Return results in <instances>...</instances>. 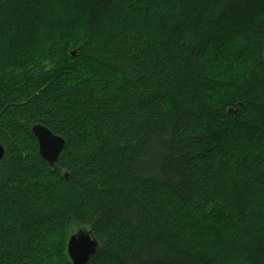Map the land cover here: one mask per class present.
I'll use <instances>...</instances> for the list:
<instances>
[{"label":"trees","instance_id":"trees-1","mask_svg":"<svg viewBox=\"0 0 264 264\" xmlns=\"http://www.w3.org/2000/svg\"><path fill=\"white\" fill-rule=\"evenodd\" d=\"M37 1L0 0V36L24 21ZM118 1L72 2L79 6L77 18L92 21L110 12ZM166 1L180 7L173 27L168 11L150 31L141 24L126 26L124 21L105 27L104 54L131 64L140 90L127 85L122 71L109 64L101 66L92 58L93 49L101 43L98 26L78 45L73 57L100 76L89 78L88 89L81 86L86 77L61 61L22 63V79L36 89L73 73L72 101L88 117L85 121L77 116L82 124L66 119L58 110L56 114L45 109L37 98L39 90L33 95L19 90L8 68L14 52L0 60V144L4 148L0 204L7 206L0 212H13L11 221L0 218V264H71L66 254L68 235L73 226L80 225L91 226L99 244L89 264H99L104 258L113 264H233L218 261L200 237L192 238L179 211L166 206L180 205L196 215L195 220L216 216L207 193L209 169L220 172L225 167L219 144L233 129L249 137L264 135V0H245L244 5L241 0ZM157 29L164 33L152 53L146 34ZM228 29L250 31L251 47L246 52L236 44L235 49L225 47ZM116 78L122 84H116ZM105 81L112 86L101 97L95 85ZM93 112L100 123L92 118ZM36 124L65 142L56 171L38 155L31 134ZM197 129L205 132L206 139L194 147L190 133ZM101 135L104 144L99 142ZM20 136L34 145L37 158L56 185L26 172L17 144ZM255 147L254 153L249 148L251 152L238 168L241 188L264 186V141ZM109 150L120 155L117 165H111L106 155ZM202 156L203 161L194 164ZM193 167L195 175L206 181L191 178ZM201 185L205 206L197 211L193 202ZM140 188L161 192L165 204L154 205L137 195ZM117 217L138 222L139 227L120 226ZM57 227L62 235L59 241L46 231ZM222 230L246 241L251 254L245 264H264V211L230 208L218 221L217 232Z\"/></svg>","mask_w":264,"mask_h":264},{"label":"rangeland","instance_id":"rangeland-1","mask_svg":"<svg viewBox=\"0 0 264 264\" xmlns=\"http://www.w3.org/2000/svg\"><path fill=\"white\" fill-rule=\"evenodd\" d=\"M72 1L74 2L75 0H60L58 5H52L47 0H38L30 7L24 21L22 20L17 27H14L11 31L1 36L4 38L3 56L10 51L14 52L12 58L8 60V68L11 70L14 79L18 81V83L16 82V86L19 90L30 92L32 95L36 92L35 90H39L37 98L40 99L39 103L41 102L40 104L45 109H52L56 114L58 110L66 119L82 124V120L78 117L73 118L69 112L54 108L51 103L54 98L59 100L60 103L65 102L66 105L74 102L72 101V98H74L73 88L70 85L74 81L73 73H64L61 77L54 80V82L45 85L41 89H36L32 83L22 79L19 72L22 63L37 62L53 64L61 61L74 68V70H79L83 78L86 77V83L82 88L88 89L91 84L88 82L91 81L89 78H99L100 76L95 73H90V66L82 59L77 58L73 60V57L77 53L76 49L78 45L89 35L94 34V28L99 23L102 22L107 27V25H120L124 21L126 22V26L141 24L146 30L148 29L150 31L153 24L165 17V12L168 11L171 14L169 23L173 27L176 17L180 14V7L172 6L166 0H159V2L158 0H119L111 8L110 12H106L99 19L89 21L84 18H77L79 6ZM144 19L147 20L143 22ZM136 28L139 27H133L132 29ZM238 29L241 28L238 27ZM242 29L247 30L246 27H242ZM140 31L142 34H145L141 29ZM234 32L235 29H228L226 33L224 32V37H228V39H225V43L228 44L231 41V48L235 49L236 44L237 48H242L246 52L253 43V40L249 36L250 31L246 33ZM156 33H159L158 36L155 35ZM163 33L164 31L157 29L154 34L151 32L150 34H146V44L151 48L152 53L154 50L153 47L159 44L160 36ZM17 41H20L19 48H17ZM70 53H74V56L71 57ZM115 83L120 85L122 81L116 78ZM52 97L54 98L52 99ZM233 130L219 144L223 148L225 156L224 170L219 172L211 171V168L209 169L211 178L209 179L208 185L210 184L215 189L210 198L216 207L217 215L210 219L199 218V220H195L197 216H192L190 212L180 207V205H176L178 208H174L172 207L173 205L170 206L169 204V206H165L171 211H179V217L191 231L192 238L198 240L200 237L202 245L205 249L210 250L211 254L219 259L218 261L245 264L251 254L246 248V241L240 236L225 232L224 230L218 233L217 227L220 217L228 213L230 208L250 213L264 211V186L250 188L239 187L241 175L238 170L248 156V153L251 152L249 148L253 147L252 152L254 153L256 149L255 144L264 141V135L256 134L249 137L243 135L245 133L244 131ZM18 139L17 144L20 147L21 155H23L22 163L26 172L30 175L41 176L43 180L51 183V185H56V180L48 175L46 168L37 158L34 145L31 141L22 136ZM244 151L245 153L243 154ZM106 155L111 165L114 166L119 163L120 155L118 153L109 150L106 151ZM211 190L208 187V192ZM137 195L142 196L154 205L160 204L159 206H161L165 204L161 203V192L152 189L140 188L137 191ZM3 208H7V206L0 204L1 211H4ZM0 218L11 221L13 212L12 214L8 210L0 212ZM46 231L48 234L51 232L52 238H58L57 241L62 238V235H60L61 230L58 227L52 231L48 229ZM203 232L206 234L205 237H201V233ZM98 262L99 264H113L105 258L100 259Z\"/></svg>","mask_w":264,"mask_h":264},{"label":"snow or ice","instance_id":"snow-or-ice-1","mask_svg":"<svg viewBox=\"0 0 264 264\" xmlns=\"http://www.w3.org/2000/svg\"><path fill=\"white\" fill-rule=\"evenodd\" d=\"M47 2L49 4H52V5H58L60 3V0H47ZM158 2H159V0H158ZM244 3H245V0H241V4L244 5ZM98 27L101 30L100 36L98 37L100 39L101 43H100L99 47L93 49V57L92 58L96 61V63L100 64L101 66L105 65V64H109L110 66L117 68L119 71H122L125 74V76L127 77V85L132 89L140 90L139 84L137 82V78L134 74L133 66L131 64H129L128 62L117 61L114 57L106 56L104 54V47H105L104 36L107 33V29H105V24L102 22L98 24ZM218 39H219V37H218ZM224 39H228V37L225 36ZM230 43H231V41H229L228 44H225V47H229ZM3 55H4V38H3V36H0V60H2ZM88 82L92 83V81H88ZM81 86H83V85H81ZM111 86L112 85L109 84L107 81L96 84L95 85L96 92L101 97H103V94L105 92H108V90L111 88ZM113 102L115 103V101H113ZM51 103L53 104L54 108H57L61 111L69 112V114L72 115L73 118L79 116L82 120L86 121L88 119V117L82 116L80 110L75 107L74 102H70V104L68 106L63 107V108L60 105V101L57 99H53L51 101ZM80 103L82 104V101H80ZM98 105H99V101H98ZM49 111L51 112L52 109H50ZM92 118L95 119L97 123H100L98 116H96L94 112H93ZM209 123H211V121H209ZM190 135H191L192 140L194 142V144H193L194 147H199V143L202 140L206 139L205 132L201 131L199 129H197L193 133H190ZM98 139H99V142L101 144L106 143L103 135L99 136ZM40 140H41V150L43 153L46 152L48 154L50 151L55 149V146L57 145V141L54 140L51 136H49L47 133L41 134ZM0 153H2V154H0V157H2V155H3L2 147H0ZM53 158H54V154H53ZM203 159H204L203 156L199 157V160L194 161V164L198 163L199 161H203ZM195 172H196L195 167L190 169L191 178L193 180L200 179V180L206 181V178L204 176H197V175H195ZM89 175L91 176L92 173H90ZM85 183H87V181H85ZM208 187L212 190L209 191L207 193V195L212 196L215 189L212 188V186L210 184L208 185ZM203 188H204V186L201 185V189L199 190V195H198L196 201L193 202V207L197 211H199L200 208L205 206V202H204V199H202V197H204L206 195V193L204 192ZM117 219H119L120 226H126V227L131 228V229H137L139 227L138 222L130 221L129 219L122 218V217H117ZM142 219L143 218L141 217L140 220L142 221ZM0 250H2V245H0Z\"/></svg>","mask_w":264,"mask_h":264},{"label":"water","instance_id":"water-1","mask_svg":"<svg viewBox=\"0 0 264 264\" xmlns=\"http://www.w3.org/2000/svg\"><path fill=\"white\" fill-rule=\"evenodd\" d=\"M73 56L74 53H71V57ZM44 133H47L57 141L55 149L48 154L46 152L43 153L41 150L40 135ZM31 134L37 143V152L40 158L44 160L53 171H56L59 156L64 148V140L61 137L54 135L49 129L41 124L34 125L31 128ZM0 147H2L1 144ZM2 149L4 155V148L2 147ZM3 155L0 157V160L3 158ZM98 251L99 244L93 235L91 226L80 225L72 227L66 244V254L71 264H89L90 260Z\"/></svg>","mask_w":264,"mask_h":264}]
</instances>
